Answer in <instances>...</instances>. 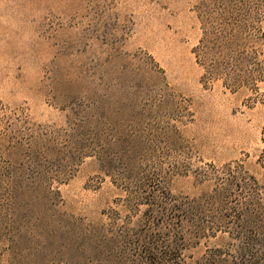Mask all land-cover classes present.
<instances>
[{"label": "rangeland", "instance_id": "obj_1", "mask_svg": "<svg viewBox=\"0 0 264 264\" xmlns=\"http://www.w3.org/2000/svg\"><path fill=\"white\" fill-rule=\"evenodd\" d=\"M228 6L259 68L237 88L193 52L201 11ZM236 164L264 188V0H0V264H165L182 236L148 185L184 203ZM241 241L218 232L173 264H232Z\"/></svg>", "mask_w": 264, "mask_h": 264}, {"label": "trees", "instance_id": "obj_2", "mask_svg": "<svg viewBox=\"0 0 264 264\" xmlns=\"http://www.w3.org/2000/svg\"><path fill=\"white\" fill-rule=\"evenodd\" d=\"M234 12L231 6L222 11L211 8L201 11L202 36L193 52L197 64L205 71L206 81L222 77L229 86L237 88L255 80L259 68L254 61L255 53L234 51L240 46L236 38H241V26L234 22ZM256 34L258 31L251 28L244 33V38L250 40ZM211 180L213 188L209 192L188 202L175 203L178 206L172 203L169 190L148 185L142 201L150 207L148 213L158 214L163 219L167 233L182 236L179 244V239L174 241L170 235L165 239L164 259L160 260L173 264L181 260L180 254L173 255L175 251L185 250V245H195L202 238H214L218 232L226 233L231 229L242 240L234 250L232 264H264V188L238 164L216 170ZM131 198L138 199L136 195ZM175 213H181L176 219L178 224L170 221ZM147 222L150 224L149 220ZM207 260L212 264L230 262L212 256Z\"/></svg>", "mask_w": 264, "mask_h": 264}]
</instances>
